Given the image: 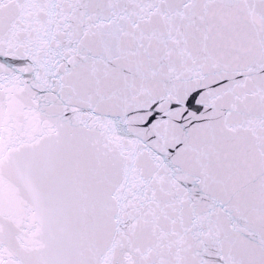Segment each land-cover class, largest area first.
<instances>
[{"label":"snow or ice","instance_id":"6c2138e0","mask_svg":"<svg viewBox=\"0 0 264 264\" xmlns=\"http://www.w3.org/2000/svg\"><path fill=\"white\" fill-rule=\"evenodd\" d=\"M0 264H264V0H0Z\"/></svg>","mask_w":264,"mask_h":264}]
</instances>
